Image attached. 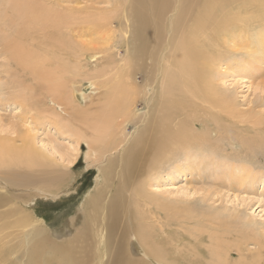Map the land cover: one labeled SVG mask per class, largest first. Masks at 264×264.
I'll use <instances>...</instances> for the list:
<instances>
[{"label":"bare ground","instance_id":"6f19581e","mask_svg":"<svg viewBox=\"0 0 264 264\" xmlns=\"http://www.w3.org/2000/svg\"><path fill=\"white\" fill-rule=\"evenodd\" d=\"M79 1L112 6L64 8V0H14L16 11L22 14L20 16L25 18V22L38 30L39 27L52 30L51 33L42 35L43 41L45 38H53V41L49 46L34 47L30 42L35 41L38 34L34 30L31 33L32 28L26 26L16 29L12 38L7 41L14 47V55L21 59L27 69L50 83L48 91L57 94L58 105L72 106V102H75L72 90L78 81H75V74L76 77L71 76L74 80L66 76L70 74L68 64L72 63L71 71H77L78 75L79 67H86L85 63L82 64L84 55L101 56L105 59V53L111 49L109 45L114 47L113 42L118 31L115 21L120 24L126 42V57L105 59L102 68L110 65L107 75L99 70L100 76L105 79L102 84L106 92L103 93L100 105H97L96 109L84 111L81 120L92 131L91 134L89 135L88 130L74 131V128L64 125V128L75 136V154L80 153V146L86 141L88 159L103 166L100 168L101 184L86 201L84 208L89 210L90 214L85 213L87 220L75 230L72 240L53 239L48 229L40 227L38 221L28 213H23L21 205L17 204L12 210L3 212L0 219L11 215H14L15 219L3 222L5 225L1 229L22 228L20 231L23 235L20 239L16 237L17 240L13 238L15 234L11 236L14 241L11 248L0 247V258L12 254L7 261L0 263L150 264L149 257L153 264H180L185 256L179 257L177 248L172 250L166 247L163 237L166 232L163 229L165 224L159 225L162 229L157 233L151 223L153 217L158 219L154 220L155 223L160 220L161 209L165 210L168 206L170 210H176L180 205L168 200L163 203L159 197L152 194L146 184V175L148 171L156 169L165 157H171L175 151H190L194 144L211 142L208 129L203 132L204 128L194 127L195 122H201L205 127L214 121L215 116L209 118L207 112L219 113L218 107L223 110L236 108L226 97L220 100L212 97L211 92H216L217 87L211 83L207 74L203 73V66L207 68L208 65H204L208 55L201 50L205 43L200 38L207 33L215 36V32L223 26L240 22L241 15L235 19V16L225 14L226 6L230 2L239 4L244 0H129L128 3L116 0L114 4L113 0ZM75 24L92 30L91 34L85 32L86 35H94L92 40L82 46L73 45ZM127 32H130L129 37ZM85 34L81 33L80 38ZM75 43L77 44V41ZM96 43L98 44L95 45ZM140 102L144 105L142 110L138 109ZM191 112L194 116L190 121ZM203 115L211 119V122H205ZM129 126L135 129L128 132ZM21 127L25 131H18L14 126L15 129H11L6 137L0 131V142H10L14 151L13 156L6 161L2 159V163L20 166L23 172L21 177L11 172L2 177V181L6 183L4 186H39L49 191L50 183L43 181V178L35 180L36 182L27 178L30 170H35L41 176L40 167L47 168L49 160L43 159L47 155L32 140V130L23 125ZM18 139L21 141L20 145L16 144ZM9 151L3 154L7 155ZM76 159L77 157L72 159V162ZM104 162L106 163L102 164ZM175 168L181 170L182 167ZM114 176L119 177L120 181L116 182L117 192L111 195L109 186L115 182ZM61 178H54L57 180L56 184ZM139 183L142 185L137 186ZM126 188L132 190L129 196L133 198L135 205L137 241L142 253L138 258L142 260L134 258L128 249V230H123L119 236L117 234L118 225L124 218L122 201L126 197L122 196V189ZM12 197L0 192V208L6 207ZM23 248L25 257L16 254L21 253ZM222 250L213 251L215 258L209 264H227V255ZM14 256L18 260L11 261ZM19 256L25 261L20 260Z\"/></svg>","mask_w":264,"mask_h":264},{"label":"rangeland","instance_id":"374dc122","mask_svg":"<svg viewBox=\"0 0 264 264\" xmlns=\"http://www.w3.org/2000/svg\"><path fill=\"white\" fill-rule=\"evenodd\" d=\"M64 1V8L95 5L91 1ZM115 2L113 0L112 4ZM95 6L108 8L112 5ZM16 9L14 0H0V131L6 137L11 129L25 131L21 125L32 130V140L47 155L43 159L49 160V166L40 167L41 176L35 170H30L27 178L29 181L32 179V182L43 178V181L50 183V190L46 191L39 186H4L6 183L2 181V177L10 172L21 177L23 172L20 166L2 163V159L6 161L13 156L14 151L10 142H0V192L13 196L6 207L0 208V216L17 204L21 205L23 213H28L38 221L40 227L48 229L53 239L68 241L73 239L75 230L86 222L87 212L90 214L84 205L101 184L100 168L103 166L88 159L86 141L82 142L80 153L75 154V136L64 125L74 128V131L88 130L89 135L91 134L92 131L81 122L82 113L100 105L106 88L102 84L105 79H102L99 70L107 75L110 65L102 68L105 59L126 57V42L120 24L115 21L118 31L114 47L109 45L111 49L105 53V59L101 56L84 55L82 64L85 63L86 67H79L78 75L77 71H71L72 63L68 64L70 74L66 76L73 77L75 74V81L77 79L78 82L72 90L75 102H72V106L62 107L58 105L57 94L48 91L50 83L27 69L21 59L14 55V47L7 41L12 38L16 29L26 26L32 28L31 33L34 30L38 34L35 41L30 42L34 47L49 46L53 38H45L43 41L42 35L51 33L52 30L41 27L38 30L25 22V18ZM225 14L235 16V19L241 15L242 20L234 25L223 26L215 32V36L209 33L201 35L200 40L205 43L201 50L208 55L204 64L208 65L207 68L203 66V73L217 87L216 92H211L212 97L216 100L226 97L236 108L223 110L218 107L220 114L207 112L209 118L215 116L214 121L211 122V119L203 115L204 121L211 123L203 127V123L195 122L194 127L204 128L203 132L208 129L211 142L194 144L190 151H175L171 157L160 161V167L158 165L146 175V184L152 194L163 203L168 200L180 205L176 210H170L168 206L165 210L161 209L157 223L154 222L155 219L158 220L155 217L152 222L150 220L157 233L162 229L159 225L165 224L163 229L166 232L163 237L166 247L172 250L177 248L178 256H185L180 264H193L195 260L194 264H209L215 258L213 251L220 249L227 255V264H264V0H244L239 4L230 2ZM73 28V45L82 46L92 40L94 35L85 34H91L92 30L80 24L73 25ZM81 33L85 34L82 38ZM129 36L130 32H127V37ZM52 64L51 61L50 65ZM143 106L140 102L138 109L142 110ZM193 116L194 113L191 112L190 121ZM199 117L202 119L201 115ZM134 129L135 127L129 126L128 132ZM20 143L18 139L16 144ZM5 151L9 153L3 154ZM75 156L77 159L72 162ZM68 158L71 159L70 163ZM178 166L182 167L181 170L175 168ZM57 176L62 178L56 184L57 180L54 178ZM113 178L115 182L109 186L111 195L117 192L116 182L120 181L119 177ZM139 185L142 184L137 186ZM122 192V196L126 197L122 201L125 210L122 208L124 218L118 225L117 234L119 236L123 230H128V249L134 258L142 260L138 258L142 253L137 241L135 205L133 198L129 196L132 190L126 188ZM13 219L14 215L0 219V247L11 248L14 244L11 236L15 234L13 238L20 239L23 235L20 231L22 228L1 229L5 225L3 222ZM24 252L23 248L21 253L16 254L24 256ZM11 255L7 254L0 261H7ZM22 256L19 259L25 261ZM15 260H18L16 256L11 258V261ZM148 262L153 264L149 257Z\"/></svg>","mask_w":264,"mask_h":264}]
</instances>
